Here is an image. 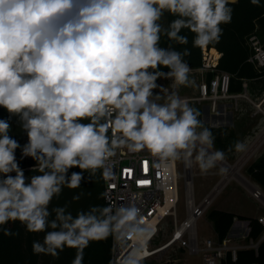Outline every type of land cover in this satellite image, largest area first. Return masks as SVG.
Here are the masks:
<instances>
[{
    "label": "clouds",
    "instance_id": "clouds-1",
    "mask_svg": "<svg viewBox=\"0 0 264 264\" xmlns=\"http://www.w3.org/2000/svg\"><path fill=\"white\" fill-rule=\"evenodd\" d=\"M236 2L0 0V109L8 113L0 119V226L19 221L28 232L46 233L33 242L34 254L58 258L75 249L71 264H84L91 242L130 238L135 243L119 264H143L152 229L135 203L91 206L75 216L68 204L50 205L85 181L73 168L108 179L119 149L146 150L162 164L195 162L201 175L226 158L214 150L199 111L157 81L170 79L173 89L193 83L189 50L161 46L162 37L186 45L181 31L188 29L194 47L218 43ZM166 15L173 19L165 25ZM13 118L23 144L10 135ZM18 149L40 174L25 175Z\"/></svg>",
    "mask_w": 264,
    "mask_h": 264
},
{
    "label": "built area",
    "instance_id": "built-area-1",
    "mask_svg": "<svg viewBox=\"0 0 264 264\" xmlns=\"http://www.w3.org/2000/svg\"><path fill=\"white\" fill-rule=\"evenodd\" d=\"M249 42L253 53L249 57L257 68L264 67V42L257 35H251ZM202 49V63L200 66L190 68L189 74L202 77L197 85L196 96L180 97L187 103L190 101L210 100L211 114L219 111L220 99H231L235 109H239V96L248 95L244 93L233 94L230 92L231 74L219 68V61L222 52L208 46ZM212 76L209 78L208 74ZM246 86L247 84L244 83ZM169 91L172 86H166ZM261 105V104H259ZM214 127V126H213ZM190 166L185 164L186 209L187 215L180 220L178 217V179L182 176L179 173L177 161L160 163L156 157L151 156L146 150L139 153H130L126 149L117 150L116 155L111 158V176L108 179L103 177V201L105 206L109 204L119 207L128 203H135L141 209V215L151 227L146 247L144 249L145 259L143 263L152 256L162 252L174 244L182 245L189 254H201L203 264H238L239 251L245 249L254 250L256 255L259 246L264 242V215L257 217L258 222L263 226V231L258 238L251 236L252 225L248 219L235 218V221L223 238L212 236L201 237L198 234L197 221L200 220L211 206L216 192L215 187L201 203L197 204L194 199V182ZM251 195L257 200L264 199V191L258 185L250 188ZM172 191L171 210L173 215V233L169 241L159 247H153L154 240L158 236L161 223L167 216L162 210L166 204L169 192ZM169 212V213H170ZM3 226H0L2 229ZM134 241L130 238L119 240L111 236V258L113 264H119L120 259L127 255ZM178 260H176V263ZM178 264H183L179 262ZM250 264H259L257 261Z\"/></svg>",
    "mask_w": 264,
    "mask_h": 264
},
{
    "label": "rangeland",
    "instance_id": "rangeland-1",
    "mask_svg": "<svg viewBox=\"0 0 264 264\" xmlns=\"http://www.w3.org/2000/svg\"><path fill=\"white\" fill-rule=\"evenodd\" d=\"M190 79L193 81L188 86H181L177 89H173L171 91H176L179 97L187 96L193 97L197 95L198 92V83L200 78L202 77L200 74L191 75L189 74ZM159 85L164 87L172 86V81L170 79L161 78L157 81ZM156 91H160L157 89ZM248 94V93H247ZM210 100H203L202 102L190 101L188 104L192 106L196 104L201 109V121L203 124L207 125L209 128L220 129L222 134H230L231 130L235 131L236 137L240 140L239 143L244 145L243 150H235L232 153L231 157H227L224 159L231 164H235L244 154V152L248 149V147L254 142L256 137L261 133L264 129V93L260 95L256 100H252L249 95L239 96V109H235L233 107L231 99H220L219 100V111L217 114H211L210 112ZM261 104V106H258ZM247 114H249L250 119H247ZM2 119L8 117V113L4 109H0V117ZM12 131L10 135L14 136L17 140L20 141L21 144L26 142V135L20 129L19 125L16 123L15 118L12 119ZM214 126V127H213ZM231 149V146L229 147ZM214 150H218L214 147ZM264 152V144L260 148H258L255 153H253L249 159L242 165L241 174L243 177L250 182V184H246L243 180L239 179L236 176H230L228 179L224 181L225 177V168L219 162L217 166L211 170L206 175H201L198 166L193 162L190 165V171L188 173H192L193 182H194V199L197 204L201 203L202 200L212 192L215 187L219 188V191L216 192V196L214 197L211 206L208 208L205 215L197 221V229L198 234L201 237L212 236L217 238L218 235L213 228V223L209 219V211L213 209H224L236 211L237 213H244L246 215H264V199L257 200L250 193V185H258L255 182L250 174L248 173L249 166ZM17 159L21 161L24 165L21 167L23 170H34L35 165H31L32 162H35L31 158H20V150H17ZM179 166V173L182 176L178 179V203H177V211L178 217L180 220L184 219L187 215L186 209V189H185V178L183 177L185 172V163L183 161H177ZM223 168L224 171L221 172L220 169ZM79 169V168H78ZM71 169L70 171H72ZM34 175L31 173L30 177ZM85 176V181L81 184L80 190H86V182L87 176ZM230 178V179H229ZM222 181V182H221ZM224 184V185H223ZM68 188L65 187L63 189V193ZM264 191V188L262 189ZM102 193L100 194V199L97 198L98 202L94 206H103L99 204V201L102 199ZM62 201V202H61ZM68 204V210L72 212L75 216L76 213L80 210L87 211L90 206L88 201L80 198L79 201L70 200L69 197L62 195L58 198H54L52 201L51 207L55 206H63ZM171 212L165 217L163 222L161 223V229L154 240L153 247H159L164 245L167 241L170 240L173 233V215ZM54 218L53 217H50ZM257 218V217H256ZM20 227L25 236L32 237L36 241L43 242L44 236L46 233H31L26 230V227L21 223ZM50 230V229H48ZM8 238V237H7ZM27 240V239H26ZM27 242L26 245L23 244V235L21 231H18L17 234L9 235L8 247L6 250V264H30L33 263V259L35 257L33 252V242ZM91 242L89 247H87L84 251V264H99V260L96 252L92 248ZM67 253V255H65ZM76 254L75 249L65 248L63 252L59 254L58 258H53L50 255L44 254H36L35 264H71V261L74 259ZM65 255V257H63ZM176 260L178 262L176 263ZM113 264L112 259L109 261V264ZM182 262L183 264H203V259L201 254H189L186 249L179 244H174L173 246L164 249L162 252L155 254L149 260L145 261L143 264H178Z\"/></svg>",
    "mask_w": 264,
    "mask_h": 264
},
{
    "label": "trees",
    "instance_id": "trees-1",
    "mask_svg": "<svg viewBox=\"0 0 264 264\" xmlns=\"http://www.w3.org/2000/svg\"><path fill=\"white\" fill-rule=\"evenodd\" d=\"M233 8L232 20L228 24L221 25L223 29V34L218 43L210 44L209 48H216L222 52V56L219 61V68L221 70L228 71L231 74L230 92L233 94L244 93L247 91L248 95L252 100H256L260 95L264 93V67L257 68L252 62L249 61V57L253 53V49L249 42L251 35L257 34L264 42V0H260L259 5H253L250 0H237L235 4L230 5ZM173 17L167 16L162 21L165 25ZM182 35L188 37V43L186 45H180L173 41L167 40L166 37H162L161 46L167 47L171 44L172 47L179 51H183L187 48L190 52L189 55L185 56V60L190 67H198L202 63V50L199 47H194L192 40L194 34L188 29H182ZM162 71H167V68L161 66ZM211 73L208 74L210 78ZM244 83L247 85L245 86ZM264 107V104L262 103ZM191 107L197 109L200 113L199 119L201 120V109L193 104ZM247 119H250L249 114H247ZM2 119V116L0 117ZM205 127H208L204 124ZM209 128V127H208ZM214 137V147L218 150L225 152V156L231 157L233 151L236 150L235 145L240 140L236 137L235 131L230 132V134H222L220 129L209 128ZM231 146V149L229 148ZM20 166L24 165L19 161ZM36 165V162H32L31 165ZM72 171H83L87 176L86 190L82 191L83 195L81 197L88 201L89 206H94L97 204L98 199H100V194L103 197V178L100 172L95 175L90 174L86 170H81L78 168H73ZM25 175L30 178L31 173L34 175L40 174L35 169L24 170ZM248 173L251 178L259 184V186L264 188V152L249 166ZM81 187V186H80ZM80 187L77 189H67L64 193L72 200V197L77 194H81ZM63 191V190H62ZM62 202V201H61ZM99 204L105 206L103 198L99 201ZM209 219L213 223V228L217 233L219 238H223L230 231L235 218L248 219L251 221L252 231L251 236L258 238L263 231V226L258 222L257 218L248 217L245 215H237L233 212L221 209H213L209 211ZM20 222H9L0 229V264H6V250L8 247L9 235H5L3 229H8L12 236L21 231L23 235V244L26 245L27 242H31L35 239L24 235ZM8 237V238H7ZM27 239V240H26ZM36 241V240H35ZM92 248L96 252L99 260V264H109L111 258V236L104 241L94 242ZM33 259V263L36 261V254ZM67 255V253H65ZM63 255V257H65ZM257 261L259 264H264V242L259 246L258 254L256 255L254 250L245 249L239 251L238 264H250L251 262ZM163 264V263H161ZM171 264V263H166Z\"/></svg>",
    "mask_w": 264,
    "mask_h": 264
},
{
    "label": "bare ground",
    "instance_id": "bare-ground-1",
    "mask_svg": "<svg viewBox=\"0 0 264 264\" xmlns=\"http://www.w3.org/2000/svg\"><path fill=\"white\" fill-rule=\"evenodd\" d=\"M260 132L261 133H259V135L256 137L254 142L248 147V149L244 152L242 157L235 164H231V163L227 162L226 160H223V161L220 162L223 165V167L225 168L224 181L226 179H228V177L233 175V176H236L239 179L243 180L246 184H250V182L248 180H246L243 177V175L241 174V167L249 159V157L253 153H255V151L258 148H260L262 146V144H264V129L262 131H260ZM252 186H253V184L250 185V187H252ZM172 193H173L172 191L169 192L168 200H167L166 204L162 208V210L164 211V213L166 215L169 214V212H170L169 210L171 209V205L173 203L172 202Z\"/></svg>",
    "mask_w": 264,
    "mask_h": 264
},
{
    "label": "crops",
    "instance_id": "crops-1",
    "mask_svg": "<svg viewBox=\"0 0 264 264\" xmlns=\"http://www.w3.org/2000/svg\"><path fill=\"white\" fill-rule=\"evenodd\" d=\"M201 50H202V49H201ZM190 68H192V67H190ZM193 68H195V67H193ZM167 71H168V70H167ZM167 71H165V72H167ZM221 210H224V209H221ZM227 211L233 212V213H235V214H237V215H245V216L253 217V218H256V217L259 216V215H246V214H244V213H237L236 211H231V210H227Z\"/></svg>",
    "mask_w": 264,
    "mask_h": 264
},
{
    "label": "water",
    "instance_id": "water-1",
    "mask_svg": "<svg viewBox=\"0 0 264 264\" xmlns=\"http://www.w3.org/2000/svg\"><path fill=\"white\" fill-rule=\"evenodd\" d=\"M258 106H261V105H258Z\"/></svg>",
    "mask_w": 264,
    "mask_h": 264
}]
</instances>
